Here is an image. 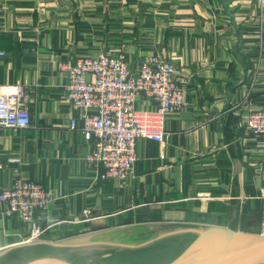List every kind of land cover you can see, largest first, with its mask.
Returning a JSON list of instances; mask_svg holds the SVG:
<instances>
[{"label": "crops", "instance_id": "0c3cea01", "mask_svg": "<svg viewBox=\"0 0 264 264\" xmlns=\"http://www.w3.org/2000/svg\"><path fill=\"white\" fill-rule=\"evenodd\" d=\"M120 51L134 72L144 55L172 61L186 101L159 115L154 97L136 96L137 114L165 140L139 137L124 181L88 162L94 144L65 100L60 66ZM0 85L26 86L32 97L30 126H0L1 182L34 179L51 195L34 238L0 201V264L23 255L77 263L62 254L81 259L102 247L111 258L131 248L134 259L167 264L197 230L262 232L264 139L239 123L248 105L264 103V0H0Z\"/></svg>", "mask_w": 264, "mask_h": 264}, {"label": "built area", "instance_id": "2783aa9c", "mask_svg": "<svg viewBox=\"0 0 264 264\" xmlns=\"http://www.w3.org/2000/svg\"><path fill=\"white\" fill-rule=\"evenodd\" d=\"M60 66L68 74L65 100L80 111L85 139L94 144L88 162L104 167L103 179L124 181L131 174L137 160L139 137L165 140L164 130L143 121L137 114L134 104L139 93L158 101L159 115L181 112L186 106L185 80L177 76L174 63L161 56L144 55L136 72L130 70L122 51L118 55L84 56L74 63L63 61ZM31 100V91L26 86L0 85V126H30ZM247 107L248 113L239 127L264 139V103ZM78 125L79 121L72 118L70 128ZM2 168L0 159V173ZM261 195L264 197V188ZM0 201L6 205L5 215L19 216L31 225V238L38 236L41 225L36 213L46 209L51 201L50 192L42 183L20 176L10 187H5L0 175ZM83 213L88 215L89 210Z\"/></svg>", "mask_w": 264, "mask_h": 264}, {"label": "water", "instance_id": "95a60500", "mask_svg": "<svg viewBox=\"0 0 264 264\" xmlns=\"http://www.w3.org/2000/svg\"><path fill=\"white\" fill-rule=\"evenodd\" d=\"M197 237L167 264H264V225L261 233L225 227L197 230ZM29 264H77L42 257Z\"/></svg>", "mask_w": 264, "mask_h": 264}, {"label": "rangeland", "instance_id": "374dc122", "mask_svg": "<svg viewBox=\"0 0 264 264\" xmlns=\"http://www.w3.org/2000/svg\"><path fill=\"white\" fill-rule=\"evenodd\" d=\"M103 249H98V248H87L86 254L81 255V259L79 258L80 256H75V255H70L69 254H62L63 256L67 255L71 259H77V264H157V261L152 260L148 261L145 259L140 258V255L136 256L135 259L133 256L129 255L128 251L131 248L125 249L120 251V253H127L124 255H119L120 257H115L111 258L110 256H105V253H109V248L107 247H102ZM105 248V249H104ZM105 256V257H104ZM76 257V258H75ZM84 257V258H82ZM40 258V257H39ZM60 258L61 257H56ZM33 260H27V255H23L21 258V261L17 264H29ZM160 264V263H159Z\"/></svg>", "mask_w": 264, "mask_h": 264}]
</instances>
